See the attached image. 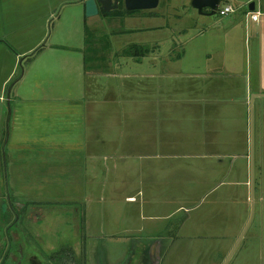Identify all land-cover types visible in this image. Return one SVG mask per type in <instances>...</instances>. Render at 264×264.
Wrapping results in <instances>:
<instances>
[{
	"label": "rangeland",
	"instance_id": "obj_1",
	"mask_svg": "<svg viewBox=\"0 0 264 264\" xmlns=\"http://www.w3.org/2000/svg\"><path fill=\"white\" fill-rule=\"evenodd\" d=\"M80 1H57L48 31V45L62 44L68 48H63L68 56L44 58L36 74L38 84L43 83L44 95L48 96V91L53 89L59 99L67 89L82 91L85 97L82 102L87 103L86 122L82 125L86 128L87 143L93 140L96 147L98 135L103 134L109 140L116 132L111 112L118 107L107 100L117 97L118 91L126 95L129 89L122 86V80L118 83L119 80L109 76H89L82 83L73 73L77 65L84 66L80 51H90L91 65H96L97 52H93L98 50L107 64L117 60L116 50L123 56L133 43L162 40L164 37L158 35L161 32L149 31L151 26L168 24L169 32L176 35L177 29H191L192 21L205 19L191 6V0H160L158 8L152 11H134L124 16H117L114 11L109 15L101 12L90 18L83 12ZM226 3L233 5L232 0H223V4ZM217 18L216 15L212 19ZM58 29L61 33L57 35ZM85 32L90 47L86 45ZM190 37L189 34L183 40L191 41ZM182 43H177L175 52L191 49V45ZM160 49L161 54L174 51L171 36L160 43ZM148 61H130L114 69L129 74V69L133 72L146 68ZM55 66L64 69L56 73ZM95 99L99 102H90L88 106V102ZM254 102L251 107L255 118L253 200L250 117L241 138L242 113L237 112L229 119H234L233 122L224 123L232 127L224 132L229 135L226 134L229 130L232 134L229 138L232 143L221 155L206 153L192 159L185 154L127 155L114 153L111 144L104 148L99 144V155L92 159L87 153L89 148H83V152H65L61 148L63 140L57 139L52 150L38 151L27 146L10 154V148H5L0 161L1 183L11 187L15 202L21 198L36 201L47 211H41L44 244L52 246L53 235L47 230L56 227L58 233L68 226L74 259L82 263L81 259L87 258V264H94L97 246L111 264H122L135 248L136 240L147 242L156 235L168 238L160 248L163 256L160 264H224L249 222L254 201L253 221L229 264H264V99ZM24 139V142L32 140L28 135H24ZM127 195L134 196L135 201L127 202ZM66 201L69 206L52 207ZM63 208H70V219H64ZM50 210L60 214H52Z\"/></svg>",
	"mask_w": 264,
	"mask_h": 264
},
{
	"label": "crops",
	"instance_id": "obj_2",
	"mask_svg": "<svg viewBox=\"0 0 264 264\" xmlns=\"http://www.w3.org/2000/svg\"><path fill=\"white\" fill-rule=\"evenodd\" d=\"M57 1L0 0V161L5 148H10V154L27 146L38 151L52 150L57 139L63 140L60 143L65 152L89 148L87 153L92 159L99 155V144L101 148L111 144L114 153L127 155L185 154L190 155L189 159L206 153L221 155L232 143L229 130L226 131L229 135L224 134L225 129L232 127L224 123L233 122L234 119H229L236 112L242 113L240 137H244L243 128L247 131L248 117L251 133L252 112L254 117L251 107L256 99H264V0H232L233 5H226H232L234 13L217 15L216 20L212 19L214 16H201L204 21H192L191 29H177L176 35L169 32L168 24L151 26L149 31L161 32L158 35L164 38L133 43L131 46L144 48L143 56L131 51L127 58H122L116 50L117 60L106 64L98 51V64L91 63L88 67L84 50L80 51L84 66L77 65L73 73L82 83L89 76H109L119 80L118 83L122 80V86L129 89L128 94L118 91L117 97L107 100L118 107L111 112L116 136L106 140L100 132L96 147L93 140L87 143L86 128L82 125L86 122L87 108V103L82 102L85 99L82 91L70 88L58 99L53 89L48 96L44 95L43 83L37 82L38 64L44 58L68 56L62 44L48 45ZM251 3H255L254 11L250 10ZM79 4L86 12L83 0ZM253 12L260 13L258 22L251 19ZM55 33L60 34L61 29ZM189 34L191 41H184ZM170 36L174 51L161 54L160 43ZM178 42L191 45V49L175 52ZM37 51L40 53L34 58ZM144 60H149L146 68L133 72L129 69V74L114 69L119 64ZM54 68L56 73L64 69ZM96 100H90L88 106L99 102ZM24 135L31 137V142H24ZM90 145L95 148L91 150ZM90 167L93 170L92 163ZM1 169L2 166L0 183ZM135 199L127 195L126 201ZM150 238L147 242L136 240L135 245L142 250L160 242L161 248L168 240L159 235Z\"/></svg>",
	"mask_w": 264,
	"mask_h": 264
},
{
	"label": "flooded vegetation",
	"instance_id": "obj_3",
	"mask_svg": "<svg viewBox=\"0 0 264 264\" xmlns=\"http://www.w3.org/2000/svg\"><path fill=\"white\" fill-rule=\"evenodd\" d=\"M11 191V187L0 183V264H87V258L81 259L82 263L74 259L75 254L69 246L71 235L68 226L63 227V232L58 230V233L56 227H51L47 231L51 232L50 236L53 235L52 246L50 248L44 244L41 240V211H47L36 201H22L21 198L15 202ZM69 204L66 201L63 204L55 203L52 207L61 208ZM63 210L64 219H70V208ZM50 211L53 214L57 210ZM160 246V242H155L141 250L134 245L135 248L122 264H160ZM94 257V264H111L98 246Z\"/></svg>",
	"mask_w": 264,
	"mask_h": 264
},
{
	"label": "water",
	"instance_id": "obj_4",
	"mask_svg": "<svg viewBox=\"0 0 264 264\" xmlns=\"http://www.w3.org/2000/svg\"><path fill=\"white\" fill-rule=\"evenodd\" d=\"M160 0H124L125 9L129 12L133 11H152L158 8ZM222 3V0H191V6L198 11L200 15L213 17L217 15V11ZM120 0H86V16L88 18L100 14V10L109 13L119 9ZM250 10H255V3H251ZM254 117L251 116V194L254 199ZM254 217V201H252V210L248 224L238 238L232 251L229 253L224 264H229L235 252L244 239Z\"/></svg>",
	"mask_w": 264,
	"mask_h": 264
},
{
	"label": "trees",
	"instance_id": "obj_5",
	"mask_svg": "<svg viewBox=\"0 0 264 264\" xmlns=\"http://www.w3.org/2000/svg\"><path fill=\"white\" fill-rule=\"evenodd\" d=\"M103 12L105 15H109L107 12H105L104 10H100V13ZM134 12V11H133ZM129 13H132V12H128L126 9H125V6H124V0H120V7L118 10H115L113 14L117 15V16H124L125 14H129ZM86 45L88 47H90V40H88L86 38ZM43 50L40 49V52ZM39 51V50H38ZM36 52V55H34V58L40 53V52ZM131 51L137 53V54H140L141 56H143L145 50L144 48L142 47H138V46H131L129 49H126L124 52H123V56H129L131 54ZM90 51H87L86 49H84V55H85V61H86V65L88 67H90V60H91V56H89V53ZM96 52H98V50L94 51L93 54H95Z\"/></svg>",
	"mask_w": 264,
	"mask_h": 264
},
{
	"label": "built area",
	"instance_id": "obj_6",
	"mask_svg": "<svg viewBox=\"0 0 264 264\" xmlns=\"http://www.w3.org/2000/svg\"><path fill=\"white\" fill-rule=\"evenodd\" d=\"M236 11V9L232 6V5H226V4H223V1L217 11V15H220V16H228L232 13H234ZM259 18H260V13L259 12H253L251 13V19L254 21V22H258L259 21Z\"/></svg>",
	"mask_w": 264,
	"mask_h": 264
}]
</instances>
